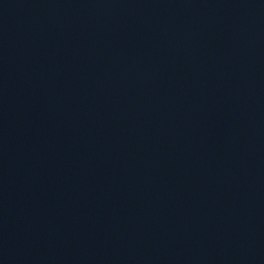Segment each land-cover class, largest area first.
Listing matches in <instances>:
<instances>
[{"label": "water", "instance_id": "obj_1", "mask_svg": "<svg viewBox=\"0 0 264 264\" xmlns=\"http://www.w3.org/2000/svg\"><path fill=\"white\" fill-rule=\"evenodd\" d=\"M0 264H264V0H0Z\"/></svg>", "mask_w": 264, "mask_h": 264}]
</instances>
